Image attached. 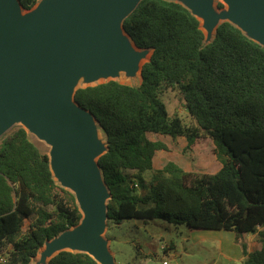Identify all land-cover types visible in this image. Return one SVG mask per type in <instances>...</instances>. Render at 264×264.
<instances>
[{
  "label": "trees",
  "instance_id": "trees-1",
  "mask_svg": "<svg viewBox=\"0 0 264 264\" xmlns=\"http://www.w3.org/2000/svg\"><path fill=\"white\" fill-rule=\"evenodd\" d=\"M18 1L26 11L39 2ZM123 26L139 50L152 51L142 83L110 81L75 94L106 136L99 165L111 197L108 225L159 219L191 231L232 232L244 264H264V47L230 22L221 23L207 44L197 17L168 0H142ZM167 91L182 96L192 119L188 126L170 116L162 99ZM149 135L183 137L187 150L209 138L222 169L197 174L170 161L156 170V154L168 147ZM81 221L76 196L56 183L49 157L27 131L7 136L0 145L4 264H31L47 242ZM250 234L261 243L253 253L241 240ZM48 264L98 262L63 251Z\"/></svg>",
  "mask_w": 264,
  "mask_h": 264
},
{
  "label": "water",
  "instance_id": "water-1",
  "mask_svg": "<svg viewBox=\"0 0 264 264\" xmlns=\"http://www.w3.org/2000/svg\"><path fill=\"white\" fill-rule=\"evenodd\" d=\"M141 1L51 0L23 17L11 0H0V137L25 121L58 141L53 167L83 190L88 217L56 245L83 248L95 260L94 255L111 259L101 237L111 199L99 165L107 147L95 140L99 124L76 102L78 89L73 91L71 82L82 73L95 72L102 58L133 67L137 58L124 50L117 31L121 26L125 32L124 21ZM196 1L211 23L210 0ZM228 1L235 15L264 40V0Z\"/></svg>",
  "mask_w": 264,
  "mask_h": 264
},
{
  "label": "rangeland",
  "instance_id": "rangeland-1",
  "mask_svg": "<svg viewBox=\"0 0 264 264\" xmlns=\"http://www.w3.org/2000/svg\"><path fill=\"white\" fill-rule=\"evenodd\" d=\"M50 1L51 0H39L38 4L33 9L26 11L22 10L18 6L16 0H11V2L18 7L21 16L36 13L42 8V6ZM168 1H174L182 4L197 17L200 22L201 29L204 32L205 42L207 44L213 41L217 27L221 23L230 22L239 28L248 38L264 47V40L260 39L254 33L251 24L247 23L245 19L235 15L234 7L228 0H210L214 16L211 23L208 15L200 10L196 0ZM202 18H204V20H202ZM123 32V30L117 31L118 41L122 44L124 50L128 54L136 56L137 60L134 65L141 59L140 66L133 68L134 65L133 67H129L126 64L114 65L110 60L102 58L99 60L95 72L82 73L87 75L88 78L80 82H74L73 84L71 82L73 91L79 88L88 87V85L96 86L110 81H117L123 85L135 87L142 83V69L143 66L150 60L152 52L137 49L128 35ZM98 78H101V80H98ZM93 81L95 82L93 83ZM162 99L167 105V109L171 117L177 115L183 119L185 125L188 126V124H190L189 122H191L192 119L189 117L185 102L178 92L167 91ZM21 122L22 121L18 122L12 130L0 137V145L3 140L15 130L18 128H24L28 133L29 139L44 155L49 157L52 173L56 183L76 196L77 203L82 214L81 223H85L88 215L83 203V194H76L73 188H71V183L63 179L52 165L50 158L53 146L50 145V143L53 142L51 141L52 139L44 136L39 130L31 127L26 129L20 124ZM96 134H100V143L107 147V143L105 142L106 136L99 127H97ZM149 138L153 141H161L168 147L167 151H161L156 154L154 158V168L156 170L162 169L170 161L175 162L187 172L197 174H216L222 169V164L218 160L215 152L216 147L214 142L209 138L199 140L191 150H187V141L181 137L174 139L170 136L164 135H149ZM133 173L134 172L132 171L128 172L129 175H132ZM152 175V172L146 174L145 179L150 180ZM106 193L109 199L110 193L108 189H106ZM74 231L75 229L73 228L45 244L31 264H48L55 256L63 251H70L73 253L87 252V250L83 248L69 246L62 248L56 245L62 237L67 236ZM101 237L105 243L106 251L111 259H109L110 262L109 260L102 261L94 255L98 264H163V262H167L168 264L237 263L236 261H231L221 251L218 244L220 241H216L212 238L205 242H197L191 238L186 225H171L159 219L148 221L134 219L127 220L120 225L112 223L110 225L107 224V230ZM241 240L247 245L250 253H253L261 248L260 239L257 234L244 235ZM168 247L170 248L165 250ZM4 254L8 255V252L5 251Z\"/></svg>",
  "mask_w": 264,
  "mask_h": 264
},
{
  "label": "crops",
  "instance_id": "crops-1",
  "mask_svg": "<svg viewBox=\"0 0 264 264\" xmlns=\"http://www.w3.org/2000/svg\"><path fill=\"white\" fill-rule=\"evenodd\" d=\"M209 175H214V174H209ZM188 230L191 235V238L197 242H205L212 238L215 239L216 241H220L218 242V244L220 246L221 251L231 261L234 262L236 261L237 262L236 264H244L245 256L242 252L241 247H239V245L235 242L236 235L234 233L227 231H215V230L191 231L189 228ZM169 248L170 247L166 248L165 250H168Z\"/></svg>",
  "mask_w": 264,
  "mask_h": 264
},
{
  "label": "bare ground",
  "instance_id": "bare-ground-1",
  "mask_svg": "<svg viewBox=\"0 0 264 264\" xmlns=\"http://www.w3.org/2000/svg\"><path fill=\"white\" fill-rule=\"evenodd\" d=\"M24 16V15H23ZM27 15H25V17H26ZM202 20H204V18H202ZM204 22V21H203ZM204 29H205V27H204ZM118 30H123L122 29V27L121 26H119V28H118ZM208 32V31H207ZM207 32H205V33H207ZM124 33V32H123ZM208 34V33H207ZM208 37V36H207ZM129 45V44H128ZM132 47V46H131ZM146 60V59H145ZM148 60V59H147ZM140 61H141V59H140ZM140 61H137V63L134 65V67L133 68H137V67H139L140 66V64H141V62ZM119 74V73H118ZM132 77V76H131ZM86 78H88V76L87 75H85V74H80L79 76H77L73 81H72V84L74 83V82H80V81H82V80H84V79H86ZM113 78V77H112ZM98 80H101V78H98ZM103 81H105V80H103ZM95 81H93V83H94ZM72 86V85H71ZM89 86V85H88ZM22 126H24L26 129H29V124L27 123V122H25V121H22L21 123H20ZM100 135V134H99ZM99 135H95V140L96 141H98V142H100V136ZM104 140V139H103ZM51 141H53V142H51L50 143V145H53L52 146V151H51V154H50V158H51V162H52V165L54 164V151H55V148L57 147V145H58V141L57 140H54V139H52ZM105 141V140H104ZM103 141V142H104ZM106 142V141H105ZM48 143V142H47ZM104 152H102V154H103ZM102 154H99V155H97L95 158H94V161L96 162L97 160H98V158L102 155ZM71 185H72V187L71 188H73V190H74V192L76 193V194H81V193H83V190L80 188V187H77L73 182L71 183ZM106 201H107V199H106ZM87 221V220H86ZM82 224H84V223H82ZM43 254V253H42ZM49 259H50V257H49Z\"/></svg>",
  "mask_w": 264,
  "mask_h": 264
},
{
  "label": "built area",
  "instance_id": "built-area-1",
  "mask_svg": "<svg viewBox=\"0 0 264 264\" xmlns=\"http://www.w3.org/2000/svg\"><path fill=\"white\" fill-rule=\"evenodd\" d=\"M8 255H0V264H4L7 262ZM163 264H168L167 262H164Z\"/></svg>",
  "mask_w": 264,
  "mask_h": 264
}]
</instances>
